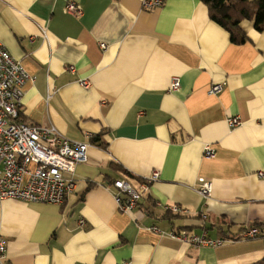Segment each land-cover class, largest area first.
<instances>
[{
  "label": "crops",
  "instance_id": "crops-1",
  "mask_svg": "<svg viewBox=\"0 0 264 264\" xmlns=\"http://www.w3.org/2000/svg\"><path fill=\"white\" fill-rule=\"evenodd\" d=\"M69 1L84 14L69 13ZM143 2L0 0V42L31 75L20 118L89 144L87 161L65 175L74 187L62 204L0 202V264L264 261V228L244 237L264 222V29L244 19L247 39L235 43L202 0ZM215 84L222 90L210 94ZM153 171L138 205L120 210L113 182L139 188Z\"/></svg>",
  "mask_w": 264,
  "mask_h": 264
},
{
  "label": "built area",
  "instance_id": "built-area-1",
  "mask_svg": "<svg viewBox=\"0 0 264 264\" xmlns=\"http://www.w3.org/2000/svg\"><path fill=\"white\" fill-rule=\"evenodd\" d=\"M163 0H144L145 8L161 6ZM66 10L76 16H82L84 11L76 1H69ZM102 47L106 45L101 44ZM70 69L74 70L73 66ZM31 75L0 42V202L15 198L29 202H44L62 204L73 190L74 180L67 179L66 174H74L76 166L88 159L87 142L74 141L62 135L53 125L28 124L20 118V106L23 87ZM83 87H89L88 79H81ZM180 87L179 78L172 82V89ZM222 90L221 84L212 85L209 93ZM230 126L240 124L237 116L228 119ZM206 155L214 154V149L206 145ZM263 176V172H260ZM159 171L152 174L136 188L127 179H117L113 182L115 199L122 211L134 209L148 188L149 181L157 180ZM200 191L209 195L212 189L211 181L201 178ZM168 211L179 213L183 211L178 205H167ZM206 217V215H204ZM82 219L81 223L84 224ZM259 228L249 229L245 238L260 234ZM174 238L188 243L216 246L224 239H213L206 232L190 234L187 231L172 233ZM230 237L227 240H233ZM6 241L0 237V255L6 252ZM129 264V263H123Z\"/></svg>",
  "mask_w": 264,
  "mask_h": 264
},
{
  "label": "trees",
  "instance_id": "trees-1",
  "mask_svg": "<svg viewBox=\"0 0 264 264\" xmlns=\"http://www.w3.org/2000/svg\"><path fill=\"white\" fill-rule=\"evenodd\" d=\"M209 9L210 18L223 26L230 33L231 40L243 43L247 39L245 31L240 26L244 19L254 20L255 28L264 29V0H202ZM97 138V137H96ZM96 138H93L97 141ZM263 233V223H256ZM256 264H264V261Z\"/></svg>",
  "mask_w": 264,
  "mask_h": 264
}]
</instances>
